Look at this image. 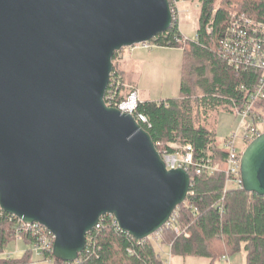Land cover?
<instances>
[{
  "label": "water",
  "instance_id": "1",
  "mask_svg": "<svg viewBox=\"0 0 264 264\" xmlns=\"http://www.w3.org/2000/svg\"><path fill=\"white\" fill-rule=\"evenodd\" d=\"M172 21L167 0H0V209L49 230L62 263L101 217L145 240L187 198L189 174L167 170L149 134L104 101L114 53ZM240 176L264 197V136Z\"/></svg>",
  "mask_w": 264,
  "mask_h": 264
},
{
  "label": "trees",
  "instance_id": "2",
  "mask_svg": "<svg viewBox=\"0 0 264 264\" xmlns=\"http://www.w3.org/2000/svg\"><path fill=\"white\" fill-rule=\"evenodd\" d=\"M197 8V28L192 40L184 39L177 24L150 42L155 46L182 51L179 94L158 102L139 101L136 114L145 117L139 125L149 134L159 153L180 154V147L191 145L196 163L211 159L224 164L226 152L216 142V125L221 112L237 114L254 92L263 71L228 65L222 42L233 13H243L264 24V0H182ZM118 52L112 57V88L107 104L116 107L126 101L134 86H127L119 70ZM109 102V103H108ZM190 188L177 209L174 227L162 229L160 245L171 257L200 258L206 264H227L222 257L241 249L245 264H264V197L245 192L241 185L227 183L225 170L211 176L188 171ZM19 221L0 212V254L6 244L17 238ZM99 227L86 236V245L74 262L62 263L52 251H42L53 264H166L162 252L148 240H136L118 228L114 217L105 215ZM33 246V239L20 236ZM31 251V250H30ZM29 251V252H30ZM23 259H4L0 264H20ZM171 264V263H170ZM185 264V263H184Z\"/></svg>",
  "mask_w": 264,
  "mask_h": 264
},
{
  "label": "built area",
  "instance_id": "3",
  "mask_svg": "<svg viewBox=\"0 0 264 264\" xmlns=\"http://www.w3.org/2000/svg\"><path fill=\"white\" fill-rule=\"evenodd\" d=\"M167 1L173 18L172 25H178V3L182 2V0ZM232 16L230 27L227 29L222 42L223 53L224 55H227L226 60L228 65L235 67V70H245L246 67H251L263 71L264 73V24L252 20L243 13L235 12ZM139 45L143 48L150 47L148 42ZM117 85L118 83L110 78L106 92H111V89L117 88ZM111 97L112 96L109 93L107 96H104V101L105 99L106 101H110ZM139 101L137 93L133 91L130 93L126 101L121 102L114 108H117L121 113L130 115L138 124L140 122L146 123L147 121L144 116L136 114ZM105 103L108 107H112L109 102V104H107V102ZM237 114L240 115L243 120H246L245 122H241L240 125L243 129V134L240 137L243 142V148L241 151H238L234 147L236 136L233 135L224 142L223 150L226 152L224 164L213 162L211 159L202 160L201 162L196 163L193 158V148L191 145H184L180 147V154L158 152L165 163L166 169H182L187 173L192 170L195 175L207 176H211L215 172L224 169L227 177H229L227 183L235 186L241 185L242 187L240 176L242 154L251 142L260 136H264V75L258 79L254 92L250 94L244 108ZM177 209L178 207L171 214L168 222L162 229L174 227L175 232L180 234L179 229L174 225L177 219ZM0 212L4 213L1 209ZM12 217L15 218L14 216ZM15 219L19 221V225L15 230L18 237L25 235L32 238L34 241L33 247L37 251H52L54 236L49 230L38 223L26 224L17 218ZM115 224L119 228L116 220ZM97 227H99V225H97L96 228ZM162 229L148 237V241L153 248L159 247L160 233L162 232ZM221 259L223 261L227 260L226 257H222ZM166 264H170V257Z\"/></svg>",
  "mask_w": 264,
  "mask_h": 264
},
{
  "label": "rangeland",
  "instance_id": "4",
  "mask_svg": "<svg viewBox=\"0 0 264 264\" xmlns=\"http://www.w3.org/2000/svg\"><path fill=\"white\" fill-rule=\"evenodd\" d=\"M178 27L184 39L192 40L197 28V8L189 7L185 3H178ZM150 47L143 48L137 44L132 47L122 48L118 51L119 70L123 80L134 86L138 100L147 102H158L172 99L179 94L180 71L182 65V51L179 48L159 47L148 42ZM243 118L234 113L221 112L218 115L216 125V142L219 148L224 149V142L235 135L234 147L241 151L243 142L241 136L243 129L241 122ZM179 213L177 212V217ZM160 233V241H161ZM148 240V238L146 239ZM159 241V242H160ZM161 245L156 250H159ZM31 250V251H30ZM30 251V252H29ZM162 258L168 260L170 253L168 248L159 250ZM28 255L26 263L20 264H53L44 259L40 251L28 244L22 237L9 241L0 254V260L23 259ZM227 264H245V254L241 249L232 256H227ZM171 264H206V260L200 258L171 257Z\"/></svg>",
  "mask_w": 264,
  "mask_h": 264
},
{
  "label": "crops",
  "instance_id": "5",
  "mask_svg": "<svg viewBox=\"0 0 264 264\" xmlns=\"http://www.w3.org/2000/svg\"><path fill=\"white\" fill-rule=\"evenodd\" d=\"M126 85H127V86H129V85H131V84H129V83H126ZM130 87H133V86L131 85ZM135 90H136V89H135Z\"/></svg>",
  "mask_w": 264,
  "mask_h": 264
}]
</instances>
